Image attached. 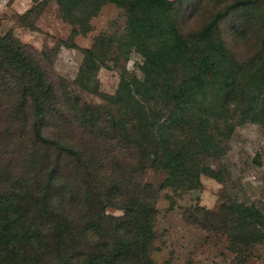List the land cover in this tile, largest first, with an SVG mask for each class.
Wrapping results in <instances>:
<instances>
[{
	"label": "rangeland",
	"instance_id": "rangeland-1",
	"mask_svg": "<svg viewBox=\"0 0 264 264\" xmlns=\"http://www.w3.org/2000/svg\"><path fill=\"white\" fill-rule=\"evenodd\" d=\"M174 1L178 10L176 24L182 36L195 40L198 31L216 18V32L208 41L220 50L210 53L215 78L196 93L195 106L174 110L173 135L165 141L190 157L192 169L208 167L219 178L199 172L196 180L192 173L188 178L178 176L180 180L174 185L167 184L166 169L153 166L149 155L141 158L135 147L115 150L106 139L111 135L107 129L104 139L88 133L89 128L81 132L75 128L72 134L80 137L87 149L90 173L75 170L73 160L55 158L53 154L51 163L68 165L57 189L65 202L70 194L87 193L77 207L82 222L99 211L124 218L120 209L108 205V188L116 195L129 194L133 187L137 192L149 190L155 213L151 239L144 250L149 251L153 264H264V0ZM32 4L37 9L27 21L37 31L16 26L14 17L15 11ZM81 12L70 23L62 18L53 0H0V36L11 30L38 62L58 100L69 104L77 99L79 107H93L90 111L97 115L96 127L100 128L116 113L107 97L115 92L119 79L143 77V56L127 47L122 38L127 18L123 8L104 2L91 15ZM85 49L93 52L88 57L93 61L87 62L85 70L95 65L87 75L92 77L86 89L74 82ZM181 77V69L173 68L170 81L176 85ZM165 117L166 111H160L159 123ZM17 128V123L3 128L0 120V179L13 178L21 170L39 185L43 172L36 173V166L24 164L28 159L45 166L48 158L36 145L29 144L27 134L22 133L21 140ZM155 140H162L160 132ZM29 148L31 156L27 157L24 153ZM0 186L1 189L2 183ZM242 209L250 210L246 218H250L253 232L244 245L234 246L230 242L233 236L228 233H232L229 229L235 226L234 218ZM112 222L102 221V231L92 236L91 244L78 228L69 226L68 239L61 249L49 240L42 264H61L71 248L84 251L100 240L111 243L114 238L108 230ZM234 247L235 252L231 250ZM137 263L135 255L127 262Z\"/></svg>",
	"mask_w": 264,
	"mask_h": 264
},
{
	"label": "trees",
	"instance_id": "trees-1",
	"mask_svg": "<svg viewBox=\"0 0 264 264\" xmlns=\"http://www.w3.org/2000/svg\"><path fill=\"white\" fill-rule=\"evenodd\" d=\"M53 2L58 6L62 18L70 23L77 12L91 15L104 2L123 8L127 18L126 34L122 38L127 47L134 48L143 56V77H133L128 81L123 77L119 79L115 92L107 97L116 113L103 127L98 128V117L90 111L93 107L85 104L79 107L77 99L71 100L69 104L58 100L38 62L29 56L26 45L11 30L0 36V120L3 128L17 123L21 140L22 133L25 136L27 134L29 144L36 145L38 151L45 152L44 158H48L45 166L28 159L25 161L24 167L36 166V173L43 172L39 185L34 175V180H31L21 170L13 178L0 179V264H42L47 256L49 240L61 249L68 239L69 226L78 228L83 239H88L91 244L93 237L102 231V221L106 219L114 221L108 230L114 238L112 244L100 240L84 251L71 248L66 251L61 264H127L133 255L137 256V264H153L149 251L144 250L151 239L155 213L154 200L148 197L149 190L143 188L137 192L133 187L134 190L129 194L116 195L112 188H108V205L120 209L124 218L104 215L99 211L95 216L90 214L86 217L87 221L82 222L83 219L77 216V207L87 193L70 194L69 200L65 202L57 188L60 185L59 178L68 165L62 167L58 162L51 163L49 160H52L53 154L55 158L73 160L71 163L75 170H88L89 174L91 162L87 159V149L81 144L79 136L73 137V129L81 132L83 128H89L88 133L104 139L103 133L107 129L111 135L106 139L114 144L115 150L135 147L141 158L149 155L153 166L166 169L167 184L174 185L180 180L178 176L188 178L192 173L196 180L199 172L219 178V174L208 167L192 169L190 157L175 144L165 141L167 136L171 138L173 135L172 129L176 124L172 117L174 110L195 106L196 93L216 76L210 53L220 49H215L208 41L216 32V18L202 27L194 40L182 36L178 31V10L174 0ZM36 9L37 5L32 4L24 12L15 14L16 26L37 31L34 24L27 21ZM92 55V51L85 49L82 65L74 79L84 89L92 77L87 75L95 69L92 63L85 70L87 62L93 61L88 60ZM173 68H180L182 72L176 85L170 81ZM162 110L166 111V119L159 123ZM77 111H81L77 115L79 120ZM159 132L162 136L160 142L155 140ZM159 144L163 149H158ZM31 150L25 149L24 155L31 156L28 153ZM118 183L120 185L122 179ZM249 211L242 209L234 218L235 226L229 229L232 233L228 235L233 236L230 242L234 246L244 245L253 232L252 222L246 218ZM236 249L234 247L231 250L235 252Z\"/></svg>",
	"mask_w": 264,
	"mask_h": 264
},
{
	"label": "crops",
	"instance_id": "crops-1",
	"mask_svg": "<svg viewBox=\"0 0 264 264\" xmlns=\"http://www.w3.org/2000/svg\"><path fill=\"white\" fill-rule=\"evenodd\" d=\"M29 7H30V6L27 5V7H26L25 9H23V10H19V11H15V12H16V14H20V13L24 12L26 9H28Z\"/></svg>",
	"mask_w": 264,
	"mask_h": 264
}]
</instances>
